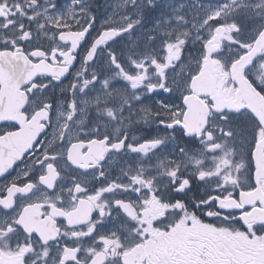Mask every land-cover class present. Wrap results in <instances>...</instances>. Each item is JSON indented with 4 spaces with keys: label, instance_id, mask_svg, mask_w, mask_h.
I'll return each mask as SVG.
<instances>
[{
    "label": "snow or ice",
    "instance_id": "6c2138e0",
    "mask_svg": "<svg viewBox=\"0 0 264 264\" xmlns=\"http://www.w3.org/2000/svg\"><path fill=\"white\" fill-rule=\"evenodd\" d=\"M0 264H264V0H0Z\"/></svg>",
    "mask_w": 264,
    "mask_h": 264
},
{
    "label": "flooded vegetation",
    "instance_id": "af4514ba",
    "mask_svg": "<svg viewBox=\"0 0 264 264\" xmlns=\"http://www.w3.org/2000/svg\"><path fill=\"white\" fill-rule=\"evenodd\" d=\"M66 0H61V3H65ZM93 3V14L97 17V24L99 25L100 22L105 20L108 17L113 16L114 14V8L116 0H92ZM151 19H155V16H153ZM149 27H151V22H149ZM124 45L121 44L118 47H123ZM167 96L168 94H163ZM140 131L137 132V136L140 139H143L148 136H152L156 134V128L155 126H149V125H138ZM198 191L200 193H203L204 189L199 188Z\"/></svg>",
    "mask_w": 264,
    "mask_h": 264
}]
</instances>
